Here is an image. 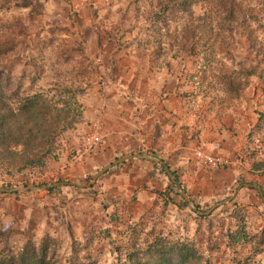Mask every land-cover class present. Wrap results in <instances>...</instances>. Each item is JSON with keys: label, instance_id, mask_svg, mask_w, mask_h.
I'll list each match as a JSON object with an SVG mask.
<instances>
[{"label": "rangeland", "instance_id": "1", "mask_svg": "<svg viewBox=\"0 0 264 264\" xmlns=\"http://www.w3.org/2000/svg\"><path fill=\"white\" fill-rule=\"evenodd\" d=\"M165 1L0 0L5 92L54 90L61 107L71 104L73 123L43 166L0 169V187L67 183L0 194L10 201L0 200L3 215L18 216L0 224V264H21L23 254L35 261L43 249L44 264H177L180 248L185 264H264V225L249 228L251 205L230 200L236 185L264 180V0H196L167 21L157 18ZM148 120L160 136L182 123L188 137L216 144L156 151L147 144ZM134 134L151 150L141 154L164 164L126 161L90 188L72 185H89L107 165L136 155ZM206 156L226 163L210 165ZM164 165L191 204L172 189ZM132 182L136 193L126 190ZM37 195L48 196L53 212L61 206L59 220L38 230L39 211L24 231L13 229L22 205L43 204L28 203Z\"/></svg>", "mask_w": 264, "mask_h": 264}, {"label": "trees", "instance_id": "2", "mask_svg": "<svg viewBox=\"0 0 264 264\" xmlns=\"http://www.w3.org/2000/svg\"><path fill=\"white\" fill-rule=\"evenodd\" d=\"M195 2L196 0H166L163 12L158 14L157 18L166 21L173 19L178 10L193 6ZM53 93L54 90H51L29 97L17 94L14 98L5 92L3 84L0 83V169L3 165L18 166L21 169L43 166L45 160L53 154L61 132L67 129L69 124H73L69 121L70 111L65 109L71 107V104L66 105L64 102L66 107H61L63 101L57 100ZM54 191L56 188L49 190ZM238 233L240 234V230ZM185 249H177L180 258L177 264H185L188 261ZM46 254L43 249L42 257L34 259L35 261H31L34 254L31 257L23 254L21 264H44ZM138 264L142 263L139 261Z\"/></svg>", "mask_w": 264, "mask_h": 264}, {"label": "crops", "instance_id": "3", "mask_svg": "<svg viewBox=\"0 0 264 264\" xmlns=\"http://www.w3.org/2000/svg\"><path fill=\"white\" fill-rule=\"evenodd\" d=\"M153 123L154 122H150V120H148L144 124L148 125V127H149L148 130H147V132H148L147 133V136H148L147 144H151L152 147L155 146L153 149L156 150V151H158L159 149H162V148H165L166 152L169 151L170 149L173 150V149H176V148L177 149H179V148L187 149L188 146H193V147H196V148L199 147V149L202 148V149H204V151L205 150L206 151H210L213 148V146L216 144V142L213 139H211L210 136H204L203 135V136H201V139H200V136L199 137H193V136L188 137V135H186L187 130H184V132H183V127H182L183 124L182 123H181L180 127H178V126L176 127L177 130H176L175 134L171 132L170 135L167 134V135L160 136L158 134H155V125ZM134 128H135V126L133 125V130H132L133 133H135L134 132ZM165 128L167 129V127H165ZM144 130L145 129H143V131ZM162 130H164V129L161 126V131L160 132H163ZM216 134H217V131H215L214 135H216ZM133 136H134L133 138L130 137L129 139H132L136 143H133L134 146L131 147V149L137 150V152H136L137 154H141V152H147V150L151 151L150 148L141 150L142 148L146 147V145L144 144L145 140L140 139L137 134H134ZM124 139H125V137H124ZM129 139H126V141H131ZM131 155H133V154H131ZM154 155H155L154 158L157 157V159H159L157 154L154 153ZM151 157H153V156H151ZM139 160L140 159H133V160L128 161V162H132V161L136 162V161H139ZM150 160L154 161L152 159H141L142 162H146V161H150ZM159 160H163V159L160 158ZM144 166L145 165H143V167ZM129 167H130L129 165H127V167H125L126 172H129V170H130ZM234 170L236 172H239L236 169H234ZM124 175L127 176L128 174L126 173ZM176 181H177V177H176ZM259 181H260V186L259 187L258 186H253L252 184H247L245 187L241 188V187H238V185H236V189H234V190H236L235 194L230 199V200L233 201V204H238L240 206L244 205V206H247V207H248V205H251V206L248 207L249 210L250 209L251 210L249 211V215H248V217L246 219L245 224L247 226H249V228L258 229V230L262 229L263 225H264V196H263V193H262V190H264V180H261L259 178ZM136 185H137L136 183L132 182L131 185H127L128 188L126 190H131L132 192L136 193L137 192V190H136L137 186ZM223 188L225 189L224 186H223ZM221 189H222L221 185H218L217 186V190H219V193H220ZM80 195L84 196L83 194H80ZM37 196H38V199H33L32 196H28V203L30 201L31 202L34 201V202H37L38 204L39 203L41 204V202H43V204H41L40 207H37L36 208L37 210H35L32 206H28L29 208H31V210L29 209V211H26L25 207L22 205V208H21L22 212H21V217H20L21 220L16 222V223H14L16 226L13 229H17L18 231L19 230L20 231H22V230L24 231V229H22V228H24L23 226H26L28 223H31L30 219H32L33 215L37 214V217H38L39 216V211H41L42 218H41V220L39 219V222H36V229L41 228L44 225V228L49 230L51 228L52 224H53V220L54 219L55 220H59L58 217H55L53 219V216L54 215L55 216L58 215L56 212H57V210L60 209L61 206L60 205H53V208H54V212H53V209L51 208V206H49L50 204L49 203H45V199L48 198V196L47 195H37ZM85 196L89 197L88 195H85ZM0 198H1L0 200H1V202L3 204H4V202L6 203L7 201H8V203L10 202L9 199H7V198H4L2 196H0ZM55 202H57V201H55ZM47 205H48V207H47ZM63 206H65V205L63 204ZM55 207H57V209H55ZM47 208L49 210H52V214L49 215V212L47 213V210H48ZM2 210H3V208L0 209V224L1 223H5V220H8V221L11 222V224H13V221L18 216L15 215L16 216L15 217V216L11 215L10 217H7V216L3 215V213H2L3 211ZM43 210H46V214H47V217L44 216L45 217L44 219H43V215H44ZM254 210H259L261 212V214L254 215L253 214ZM35 211H37V213H35ZM63 211H65V210H63ZM63 211H61V212H63ZM28 212L31 215H29ZM65 212H67V211H65ZM25 216H27L28 218H25ZM48 217L50 219H48ZM250 217H252V218H250ZM22 237H24V235ZM16 238L20 239L21 237L18 236ZM255 249L258 250V248H255Z\"/></svg>", "mask_w": 264, "mask_h": 264}, {"label": "water", "instance_id": "4", "mask_svg": "<svg viewBox=\"0 0 264 264\" xmlns=\"http://www.w3.org/2000/svg\"><path fill=\"white\" fill-rule=\"evenodd\" d=\"M133 159H152L154 161L163 163V161L151 157L150 155H145V154H137L134 156H129V157H124L122 159H118L117 161H115L113 164L107 165L106 167H104L101 171H99L93 178V181L91 184L89 185H84V184H72L73 186L79 187V188H90L92 187V185L94 183L97 182L98 178L101 177L102 175H104L106 172L109 171V169H111L114 165L116 164H121L124 163L126 161L129 160H133ZM166 172L168 173V175L170 176L171 180H172V189H174L177 193L181 194L185 199L188 200V203L191 204V201L189 200L188 196L186 195L185 191L178 188L176 186V176L174 175V173H172L169 169V167L167 165H164ZM63 185H67V183H54L52 185H48V186H31V187H0V194H13V193H19V192H30V191H42V190H50L59 186H63Z\"/></svg>", "mask_w": 264, "mask_h": 264}, {"label": "built area", "instance_id": "5", "mask_svg": "<svg viewBox=\"0 0 264 264\" xmlns=\"http://www.w3.org/2000/svg\"><path fill=\"white\" fill-rule=\"evenodd\" d=\"M206 157L210 165L212 164L214 166H221L224 163H226L225 160L217 156H206Z\"/></svg>", "mask_w": 264, "mask_h": 264}]
</instances>
